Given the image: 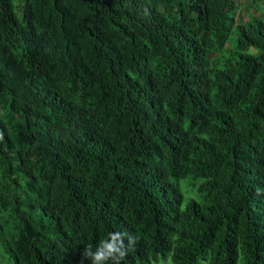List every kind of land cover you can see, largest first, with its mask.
I'll return each mask as SVG.
<instances>
[{"label": "trees", "instance_id": "16d2710c", "mask_svg": "<svg viewBox=\"0 0 264 264\" xmlns=\"http://www.w3.org/2000/svg\"><path fill=\"white\" fill-rule=\"evenodd\" d=\"M116 231L122 264H264V0H0L1 263Z\"/></svg>", "mask_w": 264, "mask_h": 264}, {"label": "clouds", "instance_id": "9594fccd", "mask_svg": "<svg viewBox=\"0 0 264 264\" xmlns=\"http://www.w3.org/2000/svg\"><path fill=\"white\" fill-rule=\"evenodd\" d=\"M138 239L136 236L119 231L110 232L106 238L100 240L95 250L92 245L84 248L82 257L88 259L91 264H122L129 249L135 246ZM0 264H2L1 260Z\"/></svg>", "mask_w": 264, "mask_h": 264}, {"label": "rangeland", "instance_id": "374dc122", "mask_svg": "<svg viewBox=\"0 0 264 264\" xmlns=\"http://www.w3.org/2000/svg\"><path fill=\"white\" fill-rule=\"evenodd\" d=\"M194 184V182L191 181H184L182 183V191L184 193V195L188 198H194V199H198L199 195L196 191L192 190V185ZM7 257V256H6ZM8 258V257H7ZM171 263V257H168L167 259H163L161 262H159L158 264H170Z\"/></svg>", "mask_w": 264, "mask_h": 264}]
</instances>
